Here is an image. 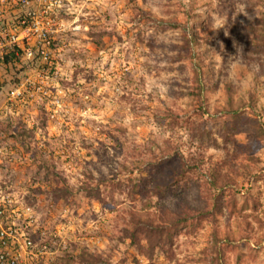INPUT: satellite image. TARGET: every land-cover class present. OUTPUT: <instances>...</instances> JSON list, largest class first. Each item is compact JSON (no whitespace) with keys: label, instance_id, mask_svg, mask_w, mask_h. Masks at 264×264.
Segmentation results:
<instances>
[{"label":"rangeland","instance_id":"obj_1","mask_svg":"<svg viewBox=\"0 0 264 264\" xmlns=\"http://www.w3.org/2000/svg\"><path fill=\"white\" fill-rule=\"evenodd\" d=\"M0 211V264H264V0H0Z\"/></svg>","mask_w":264,"mask_h":264},{"label":"trees","instance_id":"obj_2","mask_svg":"<svg viewBox=\"0 0 264 264\" xmlns=\"http://www.w3.org/2000/svg\"><path fill=\"white\" fill-rule=\"evenodd\" d=\"M261 38L259 39L258 37V41H260ZM19 51V49H18ZM12 56H14L13 53H11ZM5 60L8 61L10 60V54H6L5 55ZM228 112L229 113H225V114H228V118L229 119V122L231 124H234L236 123L239 119H240V111L235 109V108H228ZM191 170V169H190ZM190 170H187V173H191ZM183 174H185L186 177H188V175L186 174V172H182ZM213 174V172L211 173ZM213 184V182H212ZM135 185V184H134ZM214 185V184H213ZM220 188V187H219ZM224 188V186H221L220 190H222ZM133 190V189H132ZM131 190V191H132ZM218 197V196H217ZM191 215H194L193 218H198V217H201L203 215H211V216H214V212H208V211H204L203 208L202 209H198V212H196V214H191ZM190 215V216H191ZM190 216H188L187 214L185 215V217L183 218V220L185 221H189L190 219ZM139 217V216H138ZM135 219V220H134ZM133 220L136 222V225L138 227H140V229L135 228V230L137 232H140L147 240L148 242V245L145 246L144 248H141V254L142 255H145L146 257L148 258H151L152 257V254H153V246L155 244H158L159 242L161 243H165L168 241L169 237H170V234L169 233H165V236H164V231L163 229H158V227H153L151 224H150V220L149 218H143L140 217V218H135L133 217ZM5 221V220H4ZM3 221V222H4ZM198 221L199 220H193L191 222L192 225H197L198 224ZM178 223H174L171 227H170V230L172 231H175V233H177L178 231ZM161 232V234H160ZM156 233V234H155ZM174 233V234H175ZM155 236H157V238L155 239ZM160 236L163 237V239L160 241ZM151 241L154 242L151 244Z\"/></svg>","mask_w":264,"mask_h":264},{"label":"built area","instance_id":"obj_3","mask_svg":"<svg viewBox=\"0 0 264 264\" xmlns=\"http://www.w3.org/2000/svg\"><path fill=\"white\" fill-rule=\"evenodd\" d=\"M1 218H2V220H1ZM0 220H1L0 228H2V223H3V213H2V211H0ZM27 243H30V242L28 241Z\"/></svg>","mask_w":264,"mask_h":264}]
</instances>
